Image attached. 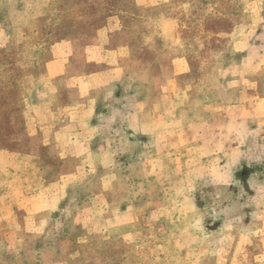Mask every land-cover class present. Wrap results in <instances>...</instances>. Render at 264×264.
I'll return each mask as SVG.
<instances>
[{
	"label": "crops",
	"instance_id": "1",
	"mask_svg": "<svg viewBox=\"0 0 264 264\" xmlns=\"http://www.w3.org/2000/svg\"><path fill=\"white\" fill-rule=\"evenodd\" d=\"M170 2L118 0L92 38L50 46L26 101L25 133L56 152L63 169L48 182L51 168L40 164L19 183L0 176V264H115L101 250L133 245L143 233L152 239L134 247L172 248L174 264H264V26L252 15L248 35L234 41L239 61L211 81L191 80L178 34L156 32L166 16L155 11ZM244 3L250 10L257 0ZM14 5L15 25L46 8L43 0ZM158 41L171 51L166 67ZM133 42L155 65L131 68ZM159 152L169 157L158 163ZM151 166L174 168L170 197L147 192ZM72 230L84 233L79 249L88 236L101 242L70 251ZM142 255L117 263L147 264Z\"/></svg>",
	"mask_w": 264,
	"mask_h": 264
},
{
	"label": "rangeland",
	"instance_id": "2",
	"mask_svg": "<svg viewBox=\"0 0 264 264\" xmlns=\"http://www.w3.org/2000/svg\"><path fill=\"white\" fill-rule=\"evenodd\" d=\"M244 2L245 0H171L168 5L155 11L157 14L166 16L163 19L164 23L160 24L156 32L169 33L173 38L175 32L182 41L181 55L186 56L191 67V74L188 79L198 81L209 78L211 81L214 77L218 78L222 74L224 75L223 72L233 66L238 59L234 54V41L246 34L248 35L252 23L251 16H256L257 23L264 26V0H257L255 6L250 10ZM1 3L2 0H0V5ZM116 3H118V0H62L50 2L47 13L36 19L37 23L25 28L28 38L24 35L21 24L14 25L12 40L8 49L3 52L0 51V81L4 82L3 84H10V82L12 84L13 79V82L16 79H21L19 83L20 81H26L28 61L35 62L38 59L40 66L44 65L49 58L47 54L49 45L58 42V40L72 37L65 34L68 29L76 31L73 36L92 38L95 31L104 24L110 12L117 10L111 7V4L114 7ZM156 44L155 47L158 52H167L166 56L160 59L161 62L159 61L163 67H166L171 51L162 41H158ZM132 46L133 60L130 61L132 69L140 68L143 65H151L154 61H157L148 49L141 46V43L139 45V43L133 42ZM8 54H12L11 57H8ZM132 75L133 73H131V78L135 79ZM152 75L159 76V71L152 72ZM7 78H11V80L6 81ZM24 84L26 83L23 82L21 86L16 87L17 89H13L12 95L8 94L6 100L0 99V116L7 113L9 116L20 119L24 111V96L27 93L29 94V90H24L22 86ZM202 88L203 86L200 87V89ZM4 90L6 91L8 88ZM5 105H7L8 110L4 111L3 107ZM5 125L8 126L9 124L5 123ZM3 127L0 122V133L8 131L10 128L2 130ZM11 136L13 144L11 146L6 145L8 149L5 152H0V176H13L14 181L19 183L22 177L31 174L40 164L51 168V174L48 175L47 182L57 178V174L63 169V166L56 157V152L45 150L37 138L26 136L24 128L20 127L11 131ZM1 147L2 145H0ZM127 155L130 156L129 162L131 164L138 158L135 152ZM147 155L148 158L152 157V153ZM168 157L169 154L166 152H159L156 158L153 159H156V162L159 163ZM129 162H126L125 165ZM9 165H13V170L9 168ZM150 168L147 178L152 180L147 186V192L154 189L158 193H163L164 198L170 197L172 190H174V175L172 174L174 168L168 167L159 170L152 169L151 166L148 169ZM130 175L137 176L139 174L138 171L135 172L133 169ZM123 188L127 189L126 186L118 185L117 192L122 193ZM66 234L65 237L71 245L70 251L77 250L88 253L91 248V239L98 245L101 242L100 237L98 240V238L88 236L87 247L79 249L78 245H74V241L77 237H82L84 233L72 230V232L69 231ZM150 236H152L150 233H143L142 236L135 238L134 243L139 244V241L148 243L152 239ZM23 239L27 244L35 241L34 238L27 235L23 236ZM169 239L166 238L162 243L164 245L170 244ZM134 243L117 249L103 248L101 250L102 255L107 256L108 251H112L108 257L114 259L115 264H119L117 262L122 256L138 257L141 252L143 253L141 257L147 256L145 257L147 264H174V249L152 247L150 245L139 248L134 247Z\"/></svg>",
	"mask_w": 264,
	"mask_h": 264
},
{
	"label": "trees",
	"instance_id": "3",
	"mask_svg": "<svg viewBox=\"0 0 264 264\" xmlns=\"http://www.w3.org/2000/svg\"><path fill=\"white\" fill-rule=\"evenodd\" d=\"M43 2L46 4V8H45V12H44V14H46L48 9H49V5H50L49 3L52 1L49 0L47 2V0H43ZM20 5H22V4H20ZM31 5H32V3H28V4L25 3V5H24L25 9L24 10L26 11V9L29 8V6H31ZM19 8H22V6H19ZM14 10H15L14 0H10L8 2H6L4 0L2 1L1 5H0V25L2 26V30H3L2 33L6 37V41H4L5 45L0 47L1 52L8 49V47L11 43L10 41L12 40V34L14 32V25L15 24L10 22L9 14L13 13ZM37 22L38 21H36V20L34 21L31 18H28V20L25 23L21 24L22 29H23V33L27 38H28V34H27L25 28H28L29 25H33ZM75 33H76L75 30L73 31V30L68 29V31H66L65 34L68 37H70V36H73V34H75ZM64 39H66V38H64ZM59 41L60 40H58V42ZM54 43H56V42H54ZM54 43H52V44H54ZM52 44H50L48 49H47L48 56H50L49 48ZM234 54H235V52H234ZM11 55L12 54H8L7 56L11 57ZM235 57L238 58L236 61V62H238L239 61L238 55L235 54ZM38 61H39L38 59L35 62L34 61L29 62L28 61L29 65H27L28 74L26 77V81H22V82L20 81V83H19V80H21V79H18V80L16 79L14 81L15 82L14 83L13 82L14 79H13L12 84H11V82H10V84H8V83L3 84L4 82L0 81V99L6 100L8 94L12 95L13 89H17L16 87L21 86V83L23 84V82L26 83V84L22 85L24 87V90H26V91L29 90L28 91L29 94L27 93L24 96V103H25L24 104V111L22 112L20 119H17L14 116H9V114H7V113H3V115L0 116L1 126H4L2 130H7V128L10 127L8 131H2V133H0V145H2L1 148H3V149L0 148V152H5L6 149H8V147L6 145L11 146L13 144L12 143L13 141L11 140V137H12L11 131L17 130L20 127L24 128V129L26 128V117H25L26 101H27V98L29 97V95L36 96V94H37L36 91L39 88L40 79H41V76L43 74V66L44 65L40 66V62H38ZM8 74H10V73H8ZM0 79H1V76H0ZM9 80H11V78L6 79V81H9ZM7 88H8V90L5 91L4 89H7ZM3 109H4V111L8 110L7 105H5L3 107ZM5 123H7L9 125L6 126Z\"/></svg>",
	"mask_w": 264,
	"mask_h": 264
}]
</instances>
